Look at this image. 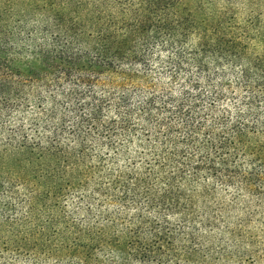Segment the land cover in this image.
Segmentation results:
<instances>
[{
	"label": "trees",
	"instance_id": "16d2710c",
	"mask_svg": "<svg viewBox=\"0 0 264 264\" xmlns=\"http://www.w3.org/2000/svg\"><path fill=\"white\" fill-rule=\"evenodd\" d=\"M219 1H8L42 48L0 28V264H209L264 170L260 29Z\"/></svg>",
	"mask_w": 264,
	"mask_h": 264
},
{
	"label": "rangeland",
	"instance_id": "374dc122",
	"mask_svg": "<svg viewBox=\"0 0 264 264\" xmlns=\"http://www.w3.org/2000/svg\"><path fill=\"white\" fill-rule=\"evenodd\" d=\"M10 0H0V28L7 29L5 50L25 59L35 57L42 48V32L35 30L38 20L20 17L18 13L8 14ZM219 5L224 2L220 0ZM238 8V21L251 15L253 37L255 29H260L259 44L253 38L254 52L264 50V0H234ZM4 28V31H5ZM9 29V30H8ZM16 31V35L12 34ZM256 38V37H255ZM14 57V56H13ZM260 100H264V93ZM241 95H245L241 92ZM264 117V102L260 104ZM262 174L263 180L253 182V187L242 188L238 195L231 189H222L219 194L224 201L223 223L218 227H201L202 242L210 249L206 259L209 264H264V170L253 168ZM237 197L235 200L234 197Z\"/></svg>",
	"mask_w": 264,
	"mask_h": 264
}]
</instances>
